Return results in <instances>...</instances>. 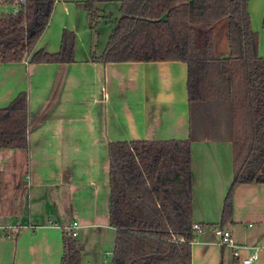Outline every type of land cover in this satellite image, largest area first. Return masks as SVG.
Instances as JSON below:
<instances>
[{
	"label": "crops",
	"instance_id": "crops-1",
	"mask_svg": "<svg viewBox=\"0 0 264 264\" xmlns=\"http://www.w3.org/2000/svg\"><path fill=\"white\" fill-rule=\"evenodd\" d=\"M85 1L56 0L33 49L58 52L66 30L74 34L72 62L0 64V109L26 93L28 143L27 211L0 215V224L20 226L11 238L0 235V264H59L62 234L74 222L80 264H112L108 144L185 141L190 132L193 222L200 228L190 264H240L219 245L217 228L228 230L238 246L257 249L253 264H264V183L237 186L231 220L220 225L233 178L228 103L214 100L190 112L183 62H91L108 41H97V27L110 22L113 28L120 0L98 5L108 18L93 29ZM248 13L264 58V0H249ZM213 41L214 56L226 57L225 20L216 24ZM10 154L0 155V167ZM249 254L240 250V258Z\"/></svg>",
	"mask_w": 264,
	"mask_h": 264
},
{
	"label": "trees",
	"instance_id": "trees-1",
	"mask_svg": "<svg viewBox=\"0 0 264 264\" xmlns=\"http://www.w3.org/2000/svg\"><path fill=\"white\" fill-rule=\"evenodd\" d=\"M56 0H0V64L73 61L74 34L62 32L56 53L33 51ZM86 0L91 29L103 16ZM249 0H120L107 44L91 62H183L190 112L214 100L229 105L233 178L220 225L233 212L234 189L264 183V58L250 27ZM226 21L228 55L215 57L214 28ZM131 141L108 144L109 224L115 231L112 264H190L193 230L191 143ZM0 215L26 214L28 176L27 96L19 93L0 109ZM59 264H80L77 241L62 234Z\"/></svg>",
	"mask_w": 264,
	"mask_h": 264
},
{
	"label": "built area",
	"instance_id": "built-area-1",
	"mask_svg": "<svg viewBox=\"0 0 264 264\" xmlns=\"http://www.w3.org/2000/svg\"><path fill=\"white\" fill-rule=\"evenodd\" d=\"M17 5L14 6L11 11L12 13H16L18 11V6L25 3V0H17ZM20 226L19 225H2L0 224V235L4 237L11 238L16 235ZM77 223H72L70 228L67 229V235L75 238ZM199 226L194 224L193 230L197 232L199 230ZM214 235L217 237L219 245L223 247H227L231 250L232 256L234 259H238L240 264H253L258 260L257 249H250L247 247L238 246L234 240L230 232L223 228H217L214 230ZM240 250H250L249 256L245 258H240Z\"/></svg>",
	"mask_w": 264,
	"mask_h": 264
},
{
	"label": "rangeland",
	"instance_id": "rangeland-1",
	"mask_svg": "<svg viewBox=\"0 0 264 264\" xmlns=\"http://www.w3.org/2000/svg\"><path fill=\"white\" fill-rule=\"evenodd\" d=\"M0 11L7 12V11H9V8L8 7H0ZM118 16H119L118 12L113 13V17H112L113 19L112 20H114L115 17H118ZM97 28H98L97 33L99 34V38H98L99 40H97V39L96 40L102 41L105 39V42H106L108 39L109 32L112 28V24L110 22H108V23L107 22L106 23L101 22V24ZM193 120H194V125H195V117L193 118ZM4 160L1 162H4ZM5 221L12 222L11 220H5Z\"/></svg>",
	"mask_w": 264,
	"mask_h": 264
},
{
	"label": "water",
	"instance_id": "water-1",
	"mask_svg": "<svg viewBox=\"0 0 264 264\" xmlns=\"http://www.w3.org/2000/svg\"><path fill=\"white\" fill-rule=\"evenodd\" d=\"M79 250H82V247H79Z\"/></svg>",
	"mask_w": 264,
	"mask_h": 264
}]
</instances>
